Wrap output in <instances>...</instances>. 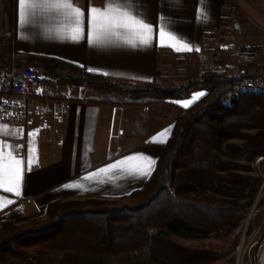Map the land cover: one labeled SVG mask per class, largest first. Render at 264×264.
<instances>
[{
	"label": "crops",
	"instance_id": "0c3cea01",
	"mask_svg": "<svg viewBox=\"0 0 264 264\" xmlns=\"http://www.w3.org/2000/svg\"><path fill=\"white\" fill-rule=\"evenodd\" d=\"M224 1L237 5V9L231 11L233 20L228 28L223 27L220 20ZM72 2L85 12L84 34L79 41L70 39L72 25L63 15L47 10L26 21L24 7L15 0L14 55L21 60L31 55L50 56L86 71L93 69L88 72L116 83L153 82L165 87L185 84L199 79L205 71H214L200 68L201 61H208L200 44L204 27L218 26L222 32L229 29L238 42L264 45V0H125L128 8L142 13L153 26L167 23L169 32L177 34L175 38L161 37L154 27L148 46L139 45V37L126 30H120L119 38L109 36L101 44L90 45L88 9L90 6L103 8L106 0ZM199 9H204L206 15L198 18ZM160 17H165L166 21ZM126 39H135L137 46L128 45ZM185 44L191 50H187ZM179 53L188 54L185 63L173 60V55ZM249 65L264 69L260 58L240 67L231 61L229 74L241 73ZM72 92L74 100L61 124V143L57 135L48 140L37 137L35 128L24 130L0 124V145L6 147V155L11 153L17 159L38 161L31 171L25 172L19 187L10 173L0 174L3 184L0 222L44 216L47 204L59 199L112 198L140 188L149 177L140 174L150 166L148 157L156 162L164 145L154 142L153 138L168 137L180 113L162 103H131L116 90L78 85L75 92L72 87ZM199 93L205 91L190 93L196 97L191 95L192 103L197 101ZM151 168L153 170L154 165ZM68 184H78L79 188L66 189L64 185ZM17 191L20 195L15 194ZM262 251L264 260V249Z\"/></svg>",
	"mask_w": 264,
	"mask_h": 264
},
{
	"label": "trees",
	"instance_id": "16d2710c",
	"mask_svg": "<svg viewBox=\"0 0 264 264\" xmlns=\"http://www.w3.org/2000/svg\"><path fill=\"white\" fill-rule=\"evenodd\" d=\"M3 5L8 26L13 27L15 0H4ZM11 53L9 44L0 49V71L9 68ZM15 63L37 66L61 85L130 86L132 95L155 99L184 91L205 93L179 113L140 188L112 198L51 201L43 219H31L25 228L0 222V264H22L33 246L101 256L147 247L149 258L140 264H200L215 259L214 251L185 246L180 240L204 239L211 233L221 236L223 229H232L245 218L262 181L249 162L264 155V94L234 93L228 81L236 76L217 71H205L181 85L121 86L50 56L31 55ZM263 74L264 69L252 65L241 72Z\"/></svg>",
	"mask_w": 264,
	"mask_h": 264
},
{
	"label": "built area",
	"instance_id": "2783aa9c",
	"mask_svg": "<svg viewBox=\"0 0 264 264\" xmlns=\"http://www.w3.org/2000/svg\"><path fill=\"white\" fill-rule=\"evenodd\" d=\"M236 9L235 3L224 1L223 10L220 13L223 27L228 28L229 22L233 20L231 11ZM0 43L9 44L13 48L14 27L0 33ZM200 44L201 51L208 55V61L200 63V68L203 70L210 68L230 75L228 65L231 61L240 67L258 58L264 66V45L251 46L238 42L229 29L222 32L218 26L202 28ZM187 57V53H179L174 54L172 58L176 63H185ZM232 75L236 78L229 80L228 83L232 86L234 93H243L247 89H264V74L243 76L238 72ZM73 100L71 84L61 85L55 82L37 66L17 65L12 60L8 69L0 71V124L2 125L20 127L24 130L35 128L37 137L48 140L57 135L61 143V124ZM255 161L257 164L264 162V155L257 156ZM263 187L264 177H262L260 191ZM263 224L264 219L260 225ZM259 229L260 226L256 228L254 234ZM255 243L257 242L248 243L247 241L244 246L241 240L235 251L234 264H264L262 258L264 238L257 252L250 255Z\"/></svg>",
	"mask_w": 264,
	"mask_h": 264
},
{
	"label": "rangeland",
	"instance_id": "374dc122",
	"mask_svg": "<svg viewBox=\"0 0 264 264\" xmlns=\"http://www.w3.org/2000/svg\"><path fill=\"white\" fill-rule=\"evenodd\" d=\"M2 1L4 0H0V31L11 27L8 26V23L6 21L5 13L3 11L4 5L2 4ZM4 45L5 44L0 43V49H2ZM10 57H11L10 62L12 60H14V62H16L17 60H21V58H19V56L17 55H14V53H11ZM69 84H71L72 87H74V92H75V87L78 85L72 83ZM117 84L121 86L122 85L126 86L124 83H117ZM175 85H181V84H175ZM102 89L111 90V91L116 90L118 92H122L123 93L122 98H125L129 102L134 104L135 103L146 104L152 102L162 103L165 104V106H171L175 108V110L180 113L184 112V110L188 108V107L187 108L183 107V103L187 101H191L192 99L190 97L191 95H193L190 94L191 92L184 91L180 93V95L178 96L177 94L168 95L159 99H155L147 95H136V96L132 95L130 92L131 89L130 86L129 87L126 86L122 88L119 86L117 88H102ZM193 96L195 97V95ZM107 97L111 98L112 96L107 95ZM257 156L252 161H250L249 164L254 167L253 173L261 176L262 178L264 177V162L257 164V162L255 161ZM260 188L261 185L258 189V192L256 193L257 199L255 196L251 200L245 218L237 226L233 227L232 229H227V230L223 229L221 236L220 235L216 236L215 234L211 233L207 238L204 239L180 240L181 243L185 246H191L200 249L207 248L208 250L215 252V254L211 255V258H215V259L200 264H234L235 251L237 250V246L239 245L241 240L244 246L247 244V241L248 243L257 242L250 251V255L252 253L257 252L258 246L260 245L262 238H264V224L260 225V223L264 219V199H262L260 202L258 201L260 196L264 197V187L262 188L261 191ZM170 190L172 192L173 188H170ZM82 199L83 198H66V199H59L58 201L60 202H65L69 200L81 201ZM43 217L44 216L42 215L36 217H28L20 221H14V220H6V221L12 222L13 227L25 228L32 224L28 222L31 219L40 220L43 219ZM258 226H260V229L257 231V233L254 234ZM146 248L147 247L136 249L134 251H126L116 255L101 256L98 254H91L88 252L75 254L71 251H64L59 249H44L41 247L33 246L30 247L29 250L27 251L26 253L27 258L22 264H140L142 262H147V259L149 258L148 251Z\"/></svg>",
	"mask_w": 264,
	"mask_h": 264
},
{
	"label": "snow or ice",
	"instance_id": "6c2138e0",
	"mask_svg": "<svg viewBox=\"0 0 264 264\" xmlns=\"http://www.w3.org/2000/svg\"><path fill=\"white\" fill-rule=\"evenodd\" d=\"M19 5L24 7V19L26 21L34 19L38 12H43L47 10H54L58 14L63 15L67 23L72 25L70 39L72 41H79L84 34L85 27V12L77 5H74L72 0H18ZM206 15L204 9L198 10V18L200 16ZM162 21H166L165 17L159 18ZM87 25H88V42L92 44H101L109 36L120 37V30H126L134 33L135 36L139 37V45L148 46L151 43V36L154 31V27L158 30L161 37L165 35H171L175 38L177 34L170 33L167 23L159 24L153 26L150 24L142 13L134 11L127 7L125 0H106L103 8H97L95 6H90L87 13ZM182 39V38H181ZM128 45L132 47L137 46V41L135 39H126L125 41ZM187 50L191 48L185 44ZM179 50V49H177ZM88 71H93V69H88ZM204 93H199V96H203ZM192 101H187L183 103V107L187 108L190 106ZM168 130H164L167 132ZM31 135V133H29ZM160 135H164L162 132ZM154 142L166 143L167 136H164L163 140H156L153 138ZM34 151V150H33ZM143 156L144 154H138ZM150 166L147 170L140 172L141 175H150L151 166L155 165V160L148 157ZM38 161L36 159L31 160H21L17 159L16 155L8 153L6 155V147L0 145V174L10 173L15 181L16 187H19L24 178L25 172L31 171L32 167L36 166ZM115 168L116 165H111ZM106 171V169H101ZM3 184L0 182V187ZM66 189L79 188L78 184H68L64 185ZM7 191H13V188H7ZM16 195H20L17 191ZM11 203V201H9Z\"/></svg>",
	"mask_w": 264,
	"mask_h": 264
},
{
	"label": "bare ground",
	"instance_id": "6f19581e",
	"mask_svg": "<svg viewBox=\"0 0 264 264\" xmlns=\"http://www.w3.org/2000/svg\"><path fill=\"white\" fill-rule=\"evenodd\" d=\"M244 93L264 94V89H247V91L243 92V94Z\"/></svg>",
	"mask_w": 264,
	"mask_h": 264
},
{
	"label": "water",
	"instance_id": "95a60500",
	"mask_svg": "<svg viewBox=\"0 0 264 264\" xmlns=\"http://www.w3.org/2000/svg\"><path fill=\"white\" fill-rule=\"evenodd\" d=\"M256 199H257V196H256ZM256 199H255V200H256Z\"/></svg>",
	"mask_w": 264,
	"mask_h": 264
}]
</instances>
